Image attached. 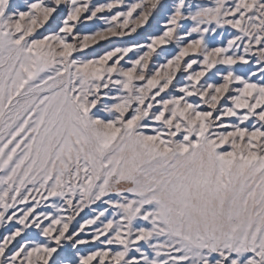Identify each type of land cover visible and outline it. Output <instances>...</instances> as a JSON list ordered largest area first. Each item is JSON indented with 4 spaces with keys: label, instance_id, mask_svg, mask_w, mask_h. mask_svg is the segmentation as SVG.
Returning <instances> with one entry per match:
<instances>
[{
    "label": "snow or ice",
    "instance_id": "obj_1",
    "mask_svg": "<svg viewBox=\"0 0 264 264\" xmlns=\"http://www.w3.org/2000/svg\"><path fill=\"white\" fill-rule=\"evenodd\" d=\"M0 264H264V0H0Z\"/></svg>",
    "mask_w": 264,
    "mask_h": 264
}]
</instances>
